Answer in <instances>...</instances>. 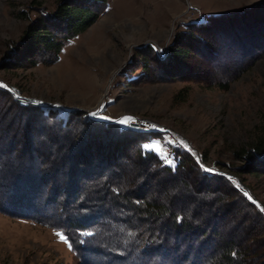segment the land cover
<instances>
[{
  "label": "rangeland",
  "instance_id": "obj_1",
  "mask_svg": "<svg viewBox=\"0 0 264 264\" xmlns=\"http://www.w3.org/2000/svg\"><path fill=\"white\" fill-rule=\"evenodd\" d=\"M57 1L0 0V60L25 26L42 9L51 12ZM108 1V9L94 23L64 44L56 62L0 68V87L44 111L57 109L59 118L76 111L148 133L142 146L161 158L174 147L186 150L205 172L223 173L248 195L250 190L264 214L263 165L247 164L238 154L264 136V0ZM234 11L248 12L244 22L227 16L211 19ZM207 21L211 29L194 27ZM181 31L193 35L175 43ZM170 48L182 49L183 57L169 58L171 64L165 65L159 57ZM137 75L142 77L134 80ZM125 116L132 122L118 123ZM181 179L186 189L197 183L185 174ZM8 189L3 187L7 197L0 191V264L84 263L71 243L55 234L60 231L49 226L58 221L56 215H34L46 205L52 208L39 202L44 193L32 199L30 192L22 193L24 200L18 201L20 192ZM1 201L9 203V210L3 211ZM247 223L243 216L241 224ZM259 224L241 244L247 253L255 249L258 260L264 254ZM96 264L112 263L101 258Z\"/></svg>",
  "mask_w": 264,
  "mask_h": 264
},
{
  "label": "trees",
  "instance_id": "obj_2",
  "mask_svg": "<svg viewBox=\"0 0 264 264\" xmlns=\"http://www.w3.org/2000/svg\"><path fill=\"white\" fill-rule=\"evenodd\" d=\"M108 7V0H58L51 12L42 9L20 38L9 43L0 68L56 62L64 44ZM247 11L211 19L227 16L244 22ZM210 23L194 27L211 29ZM192 35L181 31L174 41ZM181 52L170 48L159 58L171 64L167 60L181 59ZM144 66L145 62L143 73ZM57 112L16 99L0 87L1 197H7L3 187L19 191L18 201L24 200L22 193L30 192L31 199L44 193L43 203L39 202L52 208L46 205L42 209L46 212L34 211V215H56L58 221L49 226L63 233L83 264H96L101 258L112 264H264L263 252L258 260L255 249L247 253L241 246L257 222L264 229V214L249 199L250 190L251 196L245 195L246 189L225 174L205 172L181 148L174 147L167 158H161L142 146L148 133L125 130L76 111L59 118ZM238 154L264 170V136ZM183 174L197 181L195 187L186 189ZM222 185L227 192L218 191ZM202 191H206L203 196ZM2 203L3 211L9 210V203ZM243 216L247 225L241 224Z\"/></svg>",
  "mask_w": 264,
  "mask_h": 264
},
{
  "label": "snow or ice",
  "instance_id": "obj_3",
  "mask_svg": "<svg viewBox=\"0 0 264 264\" xmlns=\"http://www.w3.org/2000/svg\"><path fill=\"white\" fill-rule=\"evenodd\" d=\"M93 115H95V113H93ZM132 120H133L132 117L125 116V117H123L122 119H120V120L118 121V123H120V124H122V125H127V124H129L130 122H132ZM145 147H149V146H148V145H145ZM168 163H171V161H168ZM245 195H248V194L245 193ZM249 199H252V198L249 197ZM253 202L255 203V201H253ZM258 206H259V205H258ZM261 210L264 211V208H262ZM55 234L59 237V239H60L62 242H64V243H67V242H68L67 239H66V237H65L63 234H61L60 232H56Z\"/></svg>",
  "mask_w": 264,
  "mask_h": 264
}]
</instances>
